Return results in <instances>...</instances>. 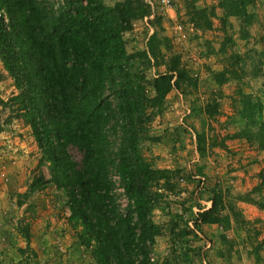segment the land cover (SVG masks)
Masks as SVG:
<instances>
[{
	"label": "rangeland",
	"instance_id": "374dc122",
	"mask_svg": "<svg viewBox=\"0 0 264 264\" xmlns=\"http://www.w3.org/2000/svg\"><path fill=\"white\" fill-rule=\"evenodd\" d=\"M120 1L100 0L107 7ZM150 1L152 17L131 21L121 33L125 55L133 56L129 72L142 78L136 152L151 169L164 171L150 187L157 195L148 217L157 235L145 244L147 264H264V152L255 140L264 131V0H251L240 17L230 15L225 0H170L174 15ZM45 5L55 13L63 1ZM152 35L159 55L142 61L134 55L146 52ZM173 58L189 80L151 107L152 81ZM16 94L0 63V264H94L79 244L80 227L68 221L62 191L52 184L31 187L38 172L49 175L45 164L37 169L40 154ZM119 126L109 131L114 151ZM109 177L123 213L118 178L113 171ZM212 190L221 194V222L194 223L193 209L206 210Z\"/></svg>",
	"mask_w": 264,
	"mask_h": 264
},
{
	"label": "trees",
	"instance_id": "16d2710c",
	"mask_svg": "<svg viewBox=\"0 0 264 264\" xmlns=\"http://www.w3.org/2000/svg\"><path fill=\"white\" fill-rule=\"evenodd\" d=\"M45 1L0 0L7 19L5 26L0 18V63L17 90L13 99L39 151L37 169L45 164L49 175L45 179L38 172L31 187L52 184L62 191L68 221L80 227L79 244L89 249L94 264H134L136 256L147 264L145 244L157 235L148 217L157 195L150 187L164 171L151 169L136 152L142 78L129 72L133 56L125 55L121 33L131 21L148 18L150 8L140 0L111 7L100 0H62L53 13ZM225 2L230 15L240 17L251 0ZM159 45L152 35L146 52L134 56L155 59ZM188 80L173 58L166 73L152 81L151 107ZM116 124L121 135L114 151L109 131ZM255 140L264 152V131L258 130ZM196 143L202 155L201 136L196 135ZM112 171L127 202L123 213L114 202ZM209 202L206 210L197 211L194 223L221 222L220 192L212 190Z\"/></svg>",
	"mask_w": 264,
	"mask_h": 264
},
{
	"label": "built area",
	"instance_id": "2783aa9c",
	"mask_svg": "<svg viewBox=\"0 0 264 264\" xmlns=\"http://www.w3.org/2000/svg\"><path fill=\"white\" fill-rule=\"evenodd\" d=\"M144 2L150 8L151 15L148 17L150 19L152 17V15H153V11H154V6L153 5L154 4L150 0H144ZM157 4L159 6H161V8H164V9L170 11L174 15V11L172 10V5H171L172 3H171L170 0H157ZM0 18L2 19V21H5L6 20L5 17L2 14H0ZM144 19H147V18H144ZM193 211H194L193 213H195L198 210L197 209H195V210L193 209Z\"/></svg>",
	"mask_w": 264,
	"mask_h": 264
}]
</instances>
